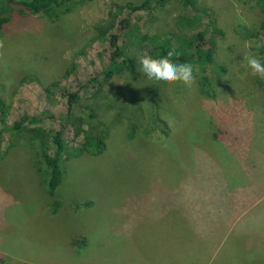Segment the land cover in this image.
<instances>
[{"label": "rangeland", "instance_id": "1", "mask_svg": "<svg viewBox=\"0 0 264 264\" xmlns=\"http://www.w3.org/2000/svg\"><path fill=\"white\" fill-rule=\"evenodd\" d=\"M140 2L82 0L60 25L39 18L0 36V97L11 106L9 124L23 113L45 114L36 127L62 131L69 147L63 181L50 195L40 134L4 132L0 264H130L138 248L157 247L154 239L138 245L135 237L125 247L130 229L162 223L157 212L168 205L187 212L186 201H196L197 211H214L199 222L219 226L220 250L208 261L211 245L173 212L167 223L183 263L264 264V79L243 59L253 54L264 62L259 0H196L192 27L178 23L191 14L186 0H169L154 15L133 11ZM198 31L212 40L201 43L214 46L219 65L208 67L211 92L201 88V74L187 88L149 80L138 62L137 72L126 68L104 80L111 35L137 61L155 52L147 34ZM30 76L65 77L61 85L82 97L73 118L96 109L92 123L107 132L103 153L72 151L83 136L75 137L68 98L24 80ZM100 83L103 90L93 96Z\"/></svg>", "mask_w": 264, "mask_h": 264}, {"label": "trees", "instance_id": "2", "mask_svg": "<svg viewBox=\"0 0 264 264\" xmlns=\"http://www.w3.org/2000/svg\"><path fill=\"white\" fill-rule=\"evenodd\" d=\"M82 0H0V36L8 34L12 29H23L26 27V22H37L39 18H45L46 22H56L60 25L70 13L71 9ZM169 0H141L140 3L132 5V10L146 11L150 15L155 14L156 7L165 6ZM196 0H186L188 9L191 14L186 16L182 15L178 23L185 26L192 27L198 23L197 16L191 8H195ZM192 6V7H191ZM259 6L264 13V0H259ZM23 20V22H22ZM183 21V22H182ZM214 22L210 19V26ZM213 29V34L218 32V28ZM261 31H264V20L262 21ZM256 34H259L257 31ZM250 35H255L251 32ZM151 42L155 52L152 54L153 58H162L166 56L169 50H174L177 55L172 57L174 63H185L193 66L194 73L201 74V88L210 91L212 85L208 78V67L211 69H218L215 60L214 46H203L201 42L212 43L208 41L205 31H198L192 34L182 33H154L144 36ZM110 44L114 48L109 58L108 68L104 71V80L110 81L116 74L123 72L126 68H130L132 72H137L136 57H132L128 52H125V47L118 44V35L113 34L110 36ZM264 63L263 61H261ZM220 72L225 71L222 66L219 67ZM59 77L50 82L40 81L37 77L30 76L24 80H35L40 82L43 90L47 94H51L54 89L62 90L63 94L68 98L69 108V121L75 124V137L83 136L82 142L79 147H74L73 152L80 154L87 152L92 155H100L107 148V132L97 130L92 118L96 117V109L92 106L89 107V114L87 116L72 117V109L78 104L82 97L78 92H69L66 87L61 85L62 79ZM95 82L96 79H90ZM104 83H100L96 88L93 96L98 95L103 90ZM211 92V91H210ZM209 92V93H210ZM211 94V93H210ZM11 106L4 98L0 97V151L2 149L4 132H9L11 135L25 132L26 130H33L35 133L40 134L41 147L43 149V157L46 165V182L47 189L50 195H55L57 188L63 181L64 167L63 162L68 155L69 147L67 141L64 139L62 131L54 129H43L36 127L43 121L45 114L29 115L26 113L14 122H8L10 116ZM35 129H32L33 127ZM107 131V130H106ZM59 203L57 202V205Z\"/></svg>", "mask_w": 264, "mask_h": 264}, {"label": "crops", "instance_id": "3", "mask_svg": "<svg viewBox=\"0 0 264 264\" xmlns=\"http://www.w3.org/2000/svg\"><path fill=\"white\" fill-rule=\"evenodd\" d=\"M183 203L185 204L184 207L187 208V212H185L182 207L168 205L163 211L157 212L160 214L157 218H160L159 220H161L162 223L154 224L144 221L130 229L125 247L131 245L134 237L138 245L142 244V242L147 239H154V242L157 244V247H154L147 253L143 251L145 248H138V246H136L139 249V253L135 261L131 258L130 264H187L186 262L183 263L182 258L180 260L183 251L181 248L174 246L173 240L176 238H173L171 225L167 223L173 212H176L175 218L178 217L181 223H183L181 216L184 218V222L191 230V233H194L193 235H195L196 239L211 245V249L206 257L208 261H214L215 249L217 248L220 250L219 226L215 223L203 224L199 222L204 216L210 218L214 211H211V209H209L208 212L202 210L197 211L196 205L198 203L196 201H186ZM174 208H178V210L173 211ZM192 237L194 238V236Z\"/></svg>", "mask_w": 264, "mask_h": 264}, {"label": "clouds", "instance_id": "4", "mask_svg": "<svg viewBox=\"0 0 264 264\" xmlns=\"http://www.w3.org/2000/svg\"><path fill=\"white\" fill-rule=\"evenodd\" d=\"M0 42V47H2ZM177 55L174 50H169L162 58H153L144 54L137 57L140 64V71L149 80L173 84L181 82L185 87L192 88L196 83L193 66L185 63H174L172 57ZM246 67L251 70L253 76L264 79V63L256 55L245 54L243 57Z\"/></svg>", "mask_w": 264, "mask_h": 264}]
</instances>
